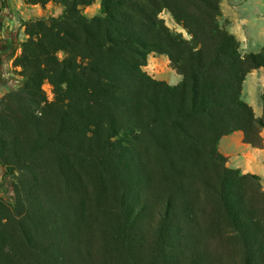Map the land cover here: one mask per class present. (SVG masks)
<instances>
[{"label":"trees","instance_id":"trees-1","mask_svg":"<svg viewBox=\"0 0 264 264\" xmlns=\"http://www.w3.org/2000/svg\"><path fill=\"white\" fill-rule=\"evenodd\" d=\"M97 1L26 0L61 13L21 19L20 84L0 97V264H264V178L219 151L236 131L264 147V94L262 116L243 94L264 46L242 51L223 0L87 15ZM150 53L180 81L149 74Z\"/></svg>","mask_w":264,"mask_h":264},{"label":"rangeland","instance_id":"rangeland-1","mask_svg":"<svg viewBox=\"0 0 264 264\" xmlns=\"http://www.w3.org/2000/svg\"><path fill=\"white\" fill-rule=\"evenodd\" d=\"M7 7L0 10V97L8 90L19 86L16 58L21 52L19 45L24 38L21 19L56 16L61 7L48 3L45 7L27 3L26 0H6ZM224 15L230 20L231 30L241 42L244 53L259 51L264 46V0H223ZM100 10V1L86 7L85 13L92 16ZM168 26L186 32L175 22L169 12L161 15ZM145 70L154 77L170 84L180 81L178 74L170 65L164 54L150 53ZM49 100L54 98L53 88L49 83L44 85ZM244 98L251 104L256 115H263L264 68H258L248 74L244 84ZM264 139V130L262 131ZM219 151L227 158V165L239 168L243 173H254L264 176V147L257 148L243 142V133L236 131L224 136L219 143ZM4 169L0 166V182L3 180ZM264 206V202L261 204ZM227 230L228 229H224ZM221 247L229 250L233 258L238 256L235 242H224ZM228 248V249H227Z\"/></svg>","mask_w":264,"mask_h":264},{"label":"crops","instance_id":"crops-1","mask_svg":"<svg viewBox=\"0 0 264 264\" xmlns=\"http://www.w3.org/2000/svg\"><path fill=\"white\" fill-rule=\"evenodd\" d=\"M231 31V30H230ZM232 32V31H231ZM233 33V32H232ZM245 144H247V143H245ZM249 145V144H248ZM262 176V175H261ZM263 178H264V176H262Z\"/></svg>","mask_w":264,"mask_h":264}]
</instances>
